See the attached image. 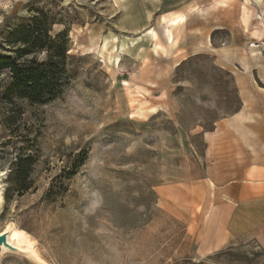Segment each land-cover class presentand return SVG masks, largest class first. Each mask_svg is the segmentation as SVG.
Wrapping results in <instances>:
<instances>
[{"label":"rangeland","instance_id":"obj_1","mask_svg":"<svg viewBox=\"0 0 264 264\" xmlns=\"http://www.w3.org/2000/svg\"><path fill=\"white\" fill-rule=\"evenodd\" d=\"M32 18L67 32L66 80L39 104L0 99V234L43 264H264L253 243L198 256L153 188L164 143L188 136L201 161L202 132L239 109L232 73L264 77V0H0L1 56Z\"/></svg>","mask_w":264,"mask_h":264},{"label":"crops","instance_id":"obj_2","mask_svg":"<svg viewBox=\"0 0 264 264\" xmlns=\"http://www.w3.org/2000/svg\"><path fill=\"white\" fill-rule=\"evenodd\" d=\"M232 75L239 109L202 132L201 161L181 133L156 157L153 188L163 205L187 216L201 257L236 242L253 243L264 256V77L258 69Z\"/></svg>","mask_w":264,"mask_h":264},{"label":"trees","instance_id":"obj_3","mask_svg":"<svg viewBox=\"0 0 264 264\" xmlns=\"http://www.w3.org/2000/svg\"><path fill=\"white\" fill-rule=\"evenodd\" d=\"M67 32L61 31L54 38L46 26L32 18L9 35L8 44L18 46L13 55H0V74H4L0 99L11 105L15 100L39 104L59 97L66 80L64 65L69 58ZM38 54H45L40 61ZM16 183L20 182L19 170Z\"/></svg>","mask_w":264,"mask_h":264},{"label":"bare ground","instance_id":"obj_4","mask_svg":"<svg viewBox=\"0 0 264 264\" xmlns=\"http://www.w3.org/2000/svg\"><path fill=\"white\" fill-rule=\"evenodd\" d=\"M124 2V0H122ZM124 5V4H123ZM116 63H119V59L117 58ZM2 177V175L0 174V178ZM2 193L0 190V211H1V205H2ZM8 231V236H7V243L9 245H12L13 247H15L16 249H20V250H26V251H30L34 254V257L30 256V255H25L27 256L30 260L36 262L37 264H43L42 262V258L40 257V255L38 254V252L32 248L31 244H30V240L28 238V236L26 234H24L21 231H17L13 228V226H9ZM3 233H5L3 231ZM33 245V244H32ZM35 246V245H34ZM8 253H12V254H18L16 252H12L10 251L7 247H2L1 249V254L0 257L2 259V257Z\"/></svg>","mask_w":264,"mask_h":264},{"label":"water","instance_id":"obj_5","mask_svg":"<svg viewBox=\"0 0 264 264\" xmlns=\"http://www.w3.org/2000/svg\"><path fill=\"white\" fill-rule=\"evenodd\" d=\"M7 236H8V231H5V233L0 234V254H1V249L4 246V247H7L12 252H16V253L22 254V255H30V256L34 257V254L30 251H26V250L24 251V250L16 249L12 245H9L7 243Z\"/></svg>","mask_w":264,"mask_h":264}]
</instances>
